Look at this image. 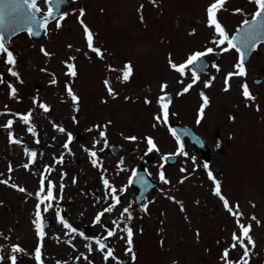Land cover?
Segmentation results:
<instances>
[{"label": "rangeland", "instance_id": "obj_1", "mask_svg": "<svg viewBox=\"0 0 264 264\" xmlns=\"http://www.w3.org/2000/svg\"><path fill=\"white\" fill-rule=\"evenodd\" d=\"M210 2L156 0L153 5L150 0H75L71 7L65 8L68 15L62 26L59 29L53 27L52 32L50 28L48 36L42 40H32L26 32L13 39V50L18 58L16 70L23 83L7 72L8 66L0 57V74L5 80L0 84V112L5 105L11 110L0 114V125L12 113H23L31 108L40 140L39 144L35 143L18 117H13L12 130L16 138L23 137V142L10 143L7 130L0 127V179L10 176L11 182L34 193L38 187L37 174L45 164H53L54 155L63 152L64 163L54 164L55 171L49 176L57 183L55 192H58L61 169L67 173L63 177V199L54 203L71 220L92 229V233L85 236H100L104 234V228L92 221L96 212L111 203L110 199H104L105 188L101 181V171L106 169L105 176L110 183L118 189L124 186L126 190L119 193L122 202L111 213H105L102 222L111 227V221L118 217L124 206H130L133 213L135 261L125 253L124 239L108 237L110 247L125 264H223L222 250L231 242V234L237 226L234 217L213 194L204 163L209 164L221 181L222 191L230 204L239 202L245 213L243 222L252 224L255 248L250 253L249 264H264V46L245 64V77L229 79L227 91H224V77L227 72L235 71L233 65L238 54L234 50L207 54L206 72L199 74L197 83L181 95L177 92L184 85L178 81L183 79L185 84L188 83L191 73L189 71L181 78L167 62L169 54L171 59L180 62L193 51L213 46L214 30L206 23V8ZM140 5H143L142 10H138ZM81 8L85 10L82 19L94 33V46L104 52L103 59L86 46L83 27L78 20ZM235 8L244 11L235 13ZM252 11L254 5L250 0H224L217 16L231 35L243 19L250 18ZM192 29H195L194 33ZM41 45L52 53L50 57L40 52ZM70 57H74V61H70ZM66 60L75 64V78L67 75ZM126 62H131L133 72L128 81H121L120 69ZM213 63L220 66L218 72L212 67ZM109 65L116 70H109ZM53 74L56 84L49 83ZM212 76L215 79L205 88L203 81ZM105 79L118 93L115 97L108 94L103 83ZM8 82L18 89L19 100L8 95ZM161 82H167L165 91L171 97L167 123L154 120V114L160 112L157 99L161 95ZM244 82L255 95L254 101L246 102L242 96L241 84ZM66 83H70L80 97L78 105L68 97ZM201 91L209 97V104L197 123ZM33 97L49 104L50 111L43 112L38 104L34 105ZM145 97L150 103L144 102ZM72 116L76 117L77 123H73ZM108 121H111L107 128L110 147L99 151L102 145H96L103 165L98 169L91 164L84 148H92L93 138L97 137V130L89 131L92 125H103ZM53 123L73 133L69 145L71 154L62 148L66 136L53 128ZM174 123L200 134L209 149L207 159L187 141L188 156L179 155L177 165L164 167L162 156L174 153L178 147L169 130ZM133 135L137 137L134 141L124 139V136ZM145 136L154 138L158 150L147 151ZM217 136L221 138V147ZM26 148L38 153L29 170L22 167L27 162ZM149 155H154L156 160L147 167L151 177L161 182V187L152 192L146 205L137 207L136 189L128 181L129 177L133 178L131 170ZM192 157H195V167ZM121 158L123 166L118 163ZM182 161L187 164L183 171ZM9 163L13 167L11 173L7 172ZM161 165L168 183L159 179ZM73 176L75 183H72ZM35 203L34 196L26 198V193L0 184V233H3L0 235V245H3L0 254L6 257L4 264H8L11 244H20L28 253L36 247L39 238L32 223ZM253 214L261 221L259 225L250 220ZM42 215L53 220L42 241L44 264H56L57 260L67 264H88L83 258L74 259L80 252H85L93 264H105L100 251L87 253L85 245L89 241L84 237L70 234L75 248L65 242L69 238L65 236L68 230L56 218L55 208ZM5 236L8 239H4ZM17 255V264H36L34 257L28 254ZM241 255L239 246L229 250L232 260H238ZM107 264L115 262L109 259Z\"/></svg>", "mask_w": 264, "mask_h": 264}, {"label": "snow or ice", "instance_id": "obj_2", "mask_svg": "<svg viewBox=\"0 0 264 264\" xmlns=\"http://www.w3.org/2000/svg\"><path fill=\"white\" fill-rule=\"evenodd\" d=\"M41 2L45 4L46 10L41 8ZM150 2L155 5L156 0H150ZM250 2L254 5V11L250 13V18H245L241 21L240 26L236 34H231L225 29L220 20L218 19L217 13L224 6V0H211L206 8V23L209 27H212L214 30V35L211 38V44L213 46L205 47L203 50H196L187 55V57L180 61L176 62L171 59L169 54L168 65L170 69L174 70L179 74V77L183 78L190 71V81L188 83H184L183 79H180L178 82L183 84L184 86L177 92V95H181L183 93H187L193 85L197 83L200 79V75L198 74L199 70H204L207 68V65L203 63V58L206 57L207 54L214 53L218 50L219 53H225L229 50H235L238 54V58L236 63L233 65L235 71H229L225 74L224 77V91H227L230 87L229 79L233 76L245 77L247 75V70L245 66V58L246 54L249 50L255 49L257 45L260 43L261 39L264 38V0H250ZM63 3V0H0V57L3 58L4 64L7 65V72L15 77L17 81L23 83L21 79L20 73L16 70L17 64V55L14 50L9 47V45L5 41L4 29L7 26V30L10 32H15L21 26H26L27 34L32 36L33 34H38V29L48 30V25L50 21L54 22V27L59 29L62 26V21L68 15L67 12L60 11L59 5ZM143 5L139 6L138 10H142ZM84 9L81 8L79 10L78 20L79 23L83 27L84 37L86 41L87 48L91 49L99 58L103 59L104 52L100 47L94 46V33L90 30L89 26L82 19L84 15ZM235 13H243V9L235 8L233 9ZM143 20V16L140 17ZM192 32H195V29H192ZM71 47V45H69ZM40 52L46 56L50 57L52 55L51 52L47 51V49L41 45ZM74 57H70V61H74ZM69 60L64 61L66 64L67 75L71 78H75L77 76V70L74 63L69 62ZM212 67L216 69L218 72L220 70V66L218 64L213 63ZM109 70L115 71L111 65H109ZM46 71V69H45ZM121 76L119 79L121 81H128L130 76L132 75L133 68L131 62H126L125 65L120 69ZM215 76L210 77L209 79L203 81L204 87H209ZM5 80L3 78V74H0V84H4ZM50 84H56L57 80L55 75L53 74L52 79L49 81ZM107 92L110 96L115 97L118 93L111 86V82L108 79L103 81ZM168 85L167 82H161L160 84V92L161 95L157 99V103L160 105V112L154 114V120L157 122L167 123L169 119V104L171 103V97L168 92L165 91ZM8 95L19 100L20 97L17 95L18 89L11 83H7ZM242 96L245 98V101L255 100V95L250 91L247 82L241 84ZM65 91L68 97L71 98L74 105H78L80 97L75 93L70 83H66ZM200 96L202 98V104L199 108V115L197 117V123L200 122V119L203 117L205 106L209 104V97L203 92H200ZM144 102L150 103L149 99L145 97ZM33 104H38V107L43 112L50 111V105L40 101L38 97H33ZM258 110V105L256 106ZM6 112H11L10 109L5 105L3 112L0 114H4ZM33 109H28L26 112H14L12 115L6 119V122L0 125L7 130L8 138L10 143H21V141L16 138L13 134V117H18L20 122L27 126V132L32 135L36 144L40 143L38 131L35 123L32 118ZM234 118V117H231ZM73 123H77V119L75 116L71 117ZM111 124V121L106 122L105 124H94L89 129L97 130V137L93 138V147L92 148H84V151L88 153L91 164L98 169H102V159L98 157L96 145H102L99 151H103L105 148L110 147L109 139L107 134L108 125ZM53 128H55L58 132L64 134L66 139L62 144V148L68 152L72 153V149L69 147L71 141L73 140V133L68 131L64 126L53 123ZM155 127V124L153 125ZM171 135L175 138L178 147L176 148L174 153H165L162 156V160H167L175 155H183L188 156V153L184 149V144L181 142V133L179 130L175 128L169 129ZM55 139V137H53ZM126 140H136V136H124ZM144 140L147 144V151L158 150L157 144L154 141L152 136H145ZM25 156L27 157V162L23 163L22 167L25 170H29L31 165H34L35 159L38 155L35 149H25ZM193 166L195 167V157H192ZM64 163V153L61 152L58 156H53V164H45L43 169L37 174L38 175V187L36 191L29 192L24 186L18 185L17 183L11 182V177L7 179H0V184H4L6 186H10L11 188L26 193V198L29 196H34L36 203L34 205V219L32 223L36 230V235L39 238L36 247L33 252L28 253L27 250L22 247L18 243H13L10 245V253L7 256L8 264H17L18 253L28 254L34 257L36 264H44V260L42 259V241L45 236L44 231V218L43 213L48 212L50 209L55 208V216L63 226V228L68 231L65 232V236L69 238L65 241L73 248H75V244L72 243V238L70 234H78L81 237H84L89 241L88 244L85 245L87 253H92L94 250H98L102 253V258L105 261V264L111 259L115 262V264H125L124 260L120 259L119 256L115 254V249L106 244V239L108 237H116L117 239H124L126 247L124 249L125 253L130 255L132 261H135L136 254L134 251V230L131 226V221L133 219V213L130 210V206H124L116 219L111 221L112 226L108 227V225L104 224L101 220V217L104 216L105 213H111L117 205L121 203L119 193L126 190L124 186H121L119 189L105 176L106 169L101 171V181L105 188L104 199H110L111 203H109L106 207L102 208L100 211L96 212L93 218V224H100L102 228H104V234L100 236H85L83 232H79L76 227H74L65 217L62 215L61 208L56 205L54 202L57 200L63 199V177L67 175L61 169L60 182L58 185L59 191L55 192L57 188V183L49 178L50 174L55 171L54 164H63ZM119 165L123 166V158L118 162ZM161 170L159 171V179L164 183H168L165 176V172L162 170L163 165L160 166ZM204 169L207 171V176L209 180L212 182V192L215 196L219 198L222 202L224 209L234 217V223L237 226V230H234L231 234V242L222 250V254L220 259L223 261V264H249L250 261V253L255 248V241L253 236L251 235L252 224L250 222H243L242 218L245 216V213L240 209L239 202H235L230 204L228 198L222 191L221 181L217 179V177L213 174L212 170L209 167L208 163H204ZM184 169H182L183 171ZM13 171V167L11 163L8 164L7 172L11 173ZM132 176H136V170L132 169ZM2 175V174H0ZM76 182L75 176L72 177V183ZM129 184H131L132 178L129 177ZM175 200V197H170ZM99 199V197H97ZM254 206V205H253ZM181 210H183V205H180ZM145 211H147V207L145 206ZM251 221H255L257 225L261 223V221L253 214L250 217ZM123 224V227H121ZM123 233L125 235H120ZM3 235V233H0ZM198 235V232H197ZM4 239H8L7 236ZM59 241V237H57ZM93 243L95 248L93 247ZM162 243V241H161ZM239 246L242 249V255L238 260H232L229 258V250L235 249ZM3 248V245H0V249ZM83 258L85 261H88V264H93L91 260H89V256L85 254V252H80L74 259L79 261ZM6 257L3 254H0V264H4ZM56 264H67V262H62L60 260L56 261Z\"/></svg>", "mask_w": 264, "mask_h": 264}, {"label": "water", "instance_id": "obj_3", "mask_svg": "<svg viewBox=\"0 0 264 264\" xmlns=\"http://www.w3.org/2000/svg\"><path fill=\"white\" fill-rule=\"evenodd\" d=\"M24 27H26V26H21L20 28H24ZM18 29H19V28H18ZM4 33H5V35L8 37V36H10V34H11L12 32L8 31V30H7V26H6L5 29H4ZM184 130H187V129H184ZM189 131H190V130H189ZM190 132H192V131H190ZM201 146H202V149H203V151H204V153H205V156H207L208 151L206 150V147H205L204 143H202Z\"/></svg>", "mask_w": 264, "mask_h": 264}]
</instances>
